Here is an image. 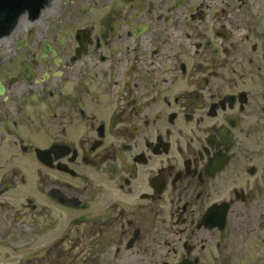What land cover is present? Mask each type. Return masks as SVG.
Listing matches in <instances>:
<instances>
[{
	"label": "flooded vegetation",
	"instance_id": "flooded-vegetation-1",
	"mask_svg": "<svg viewBox=\"0 0 264 264\" xmlns=\"http://www.w3.org/2000/svg\"><path fill=\"white\" fill-rule=\"evenodd\" d=\"M60 1L0 50V264H244L264 0Z\"/></svg>",
	"mask_w": 264,
	"mask_h": 264
},
{
	"label": "rangeland",
	"instance_id": "rangeland-1",
	"mask_svg": "<svg viewBox=\"0 0 264 264\" xmlns=\"http://www.w3.org/2000/svg\"><path fill=\"white\" fill-rule=\"evenodd\" d=\"M79 3H84L91 8V11L88 13L89 14L88 17H85L84 14H86V13L79 14L80 17L83 19H86V18L89 20L91 19V21H89V23H93V21L99 17V13H97L95 11V5L93 4V0H63L61 3L60 2L57 3V5H59L57 10L59 11L61 8L67 7L68 8L67 13L70 14L71 16H73V15L77 14V9H78ZM80 9H82V6H80ZM55 13H57V12H55ZM43 14L45 15L46 13L43 12ZM50 21H51L50 17H45L44 24H50ZM78 21H79L78 19L74 18V24L75 25L78 23ZM15 37H16V33L12 34V36L10 37L9 45L5 46L3 44V46L0 48V50L1 49L7 50V48L13 44ZM249 232H251V231H248V233ZM262 235L264 238V233H262ZM245 248L248 249L249 257L247 258V260H245L244 264H264V241L262 242L261 238L255 236L254 234L252 237L249 236V238H247L245 240ZM241 264H242V262H241Z\"/></svg>",
	"mask_w": 264,
	"mask_h": 264
},
{
	"label": "water",
	"instance_id": "water-1",
	"mask_svg": "<svg viewBox=\"0 0 264 264\" xmlns=\"http://www.w3.org/2000/svg\"><path fill=\"white\" fill-rule=\"evenodd\" d=\"M43 1L45 0H0V37L8 32L14 18L23 9L28 8L33 15ZM0 41L1 48L7 39L0 38Z\"/></svg>",
	"mask_w": 264,
	"mask_h": 264
},
{
	"label": "bare ground",
	"instance_id": "bare-ground-1",
	"mask_svg": "<svg viewBox=\"0 0 264 264\" xmlns=\"http://www.w3.org/2000/svg\"><path fill=\"white\" fill-rule=\"evenodd\" d=\"M6 43H7V41L4 44H6Z\"/></svg>",
	"mask_w": 264,
	"mask_h": 264
}]
</instances>
